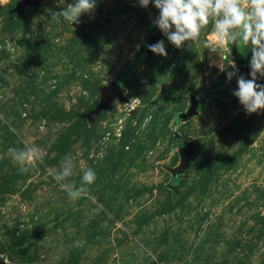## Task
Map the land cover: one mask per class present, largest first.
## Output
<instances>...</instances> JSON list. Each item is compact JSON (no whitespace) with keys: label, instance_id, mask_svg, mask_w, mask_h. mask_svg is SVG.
<instances>
[{"label":"rangeland","instance_id":"1","mask_svg":"<svg viewBox=\"0 0 264 264\" xmlns=\"http://www.w3.org/2000/svg\"><path fill=\"white\" fill-rule=\"evenodd\" d=\"M20 2L0 0V264H264V110L233 95L250 46L221 44L210 22L177 49L154 3L97 0L71 25L48 10L73 0ZM157 31L166 57L148 48ZM219 56L239 69L231 81ZM112 84L120 94L95 112ZM26 145L40 158L21 172ZM66 160V182L96 174L75 201L53 179Z\"/></svg>","mask_w":264,"mask_h":264},{"label":"clouds","instance_id":"2","mask_svg":"<svg viewBox=\"0 0 264 264\" xmlns=\"http://www.w3.org/2000/svg\"><path fill=\"white\" fill-rule=\"evenodd\" d=\"M138 3L144 8L154 3L159 12L154 24L177 49L182 48L185 42L198 41L210 22L221 44L226 43L230 48L232 45L250 46V79L237 76L239 69L235 61L227 56H219L218 66L222 72L229 67L232 69L227 71L228 81L237 76V88L233 90V95L247 114L264 110V84L257 83L258 78L264 77V0H138ZM96 5L97 0H73L60 11H48L52 19L59 21L63 18L73 25L80 23L83 15L92 14ZM209 47L213 53H218L217 48ZM148 48L154 54L167 56L164 40L150 44ZM222 59L227 63L222 64ZM39 158L37 149L27 145L14 152L12 157L21 172L28 171L29 162ZM72 175V162L66 160L60 170L53 173V179L67 192L69 199L75 201L87 194L88 187L96 180V174L91 168L84 169L79 187L74 181L66 182Z\"/></svg>","mask_w":264,"mask_h":264},{"label":"water","instance_id":"3","mask_svg":"<svg viewBox=\"0 0 264 264\" xmlns=\"http://www.w3.org/2000/svg\"><path fill=\"white\" fill-rule=\"evenodd\" d=\"M38 1L39 0H22V2H20L19 6H18V9L22 10L23 8H25L27 6L36 5ZM159 37H160V32L157 31L151 37L150 43L155 44L157 42V40L159 39ZM238 63H239V69L241 70V72H243V73L250 72V67L245 65L242 57L239 58ZM120 91H121L120 86L117 84H112L110 86L103 88L102 89V100H101L100 105L96 108L95 112H99L101 110H104L107 107L110 98L112 96L119 95ZM197 109H198V101H197V99L192 97L190 100L189 108H188L187 112L181 114L180 117L183 118L184 120L191 118L192 116L197 114ZM195 151H196L195 150V142H189V143L185 144L179 150L180 163L171 172L173 180H176V179L185 175L186 171L190 167L191 158L195 154Z\"/></svg>","mask_w":264,"mask_h":264}]
</instances>
